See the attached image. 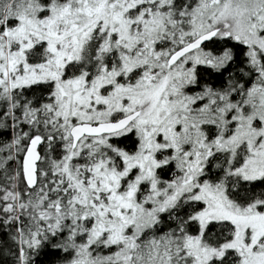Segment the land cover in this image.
<instances>
[{"label": "snow or ice", "instance_id": "snow-or-ice-1", "mask_svg": "<svg viewBox=\"0 0 264 264\" xmlns=\"http://www.w3.org/2000/svg\"><path fill=\"white\" fill-rule=\"evenodd\" d=\"M0 264H264V0H0Z\"/></svg>", "mask_w": 264, "mask_h": 264}]
</instances>
